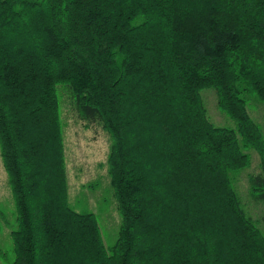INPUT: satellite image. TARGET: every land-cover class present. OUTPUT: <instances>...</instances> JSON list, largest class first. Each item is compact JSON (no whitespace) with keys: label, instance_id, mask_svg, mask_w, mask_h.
<instances>
[{"label":"trees","instance_id":"1","mask_svg":"<svg viewBox=\"0 0 264 264\" xmlns=\"http://www.w3.org/2000/svg\"><path fill=\"white\" fill-rule=\"evenodd\" d=\"M212 88L234 124L214 123ZM109 136L121 216L107 247L69 204L61 99ZM264 0H0V155L9 264H264ZM264 221V216H263Z\"/></svg>","mask_w":264,"mask_h":264},{"label":"rangeland","instance_id":"2","mask_svg":"<svg viewBox=\"0 0 264 264\" xmlns=\"http://www.w3.org/2000/svg\"><path fill=\"white\" fill-rule=\"evenodd\" d=\"M202 98L214 123L223 126L234 124L217 107L212 88L204 89ZM250 112L264 125L263 104L253 100ZM61 117L66 146L69 204L77 211L94 214L104 243L109 247L115 242L121 223L108 172L109 136L100 127H85L71 108L66 94L61 99ZM247 151L252 155V164L237 174L236 188L246 210L259 222L264 232V203L252 198L248 182V175L257 170L259 156L253 150ZM16 225L15 201L0 155V264H9L13 259L11 231Z\"/></svg>","mask_w":264,"mask_h":264}]
</instances>
